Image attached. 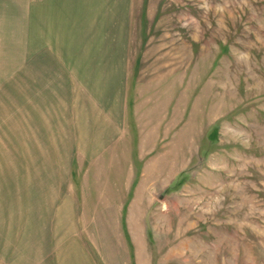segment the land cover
<instances>
[{
  "label": "rangeland",
  "instance_id": "1",
  "mask_svg": "<svg viewBox=\"0 0 264 264\" xmlns=\"http://www.w3.org/2000/svg\"><path fill=\"white\" fill-rule=\"evenodd\" d=\"M102 2L78 39L111 47L122 114L71 151L32 128L0 0V264H264V0Z\"/></svg>",
  "mask_w": 264,
  "mask_h": 264
},
{
  "label": "crops",
  "instance_id": "2",
  "mask_svg": "<svg viewBox=\"0 0 264 264\" xmlns=\"http://www.w3.org/2000/svg\"><path fill=\"white\" fill-rule=\"evenodd\" d=\"M102 1L25 0L21 6L24 79L30 97L36 91L44 107L34 105L31 110V115L35 111L32 128L48 122L49 112L53 123L44 127L68 136L71 151L105 147L117 137L122 114L111 47L79 44L78 39L90 37L93 27L87 22L94 17L92 6L96 3L101 9ZM83 86L85 92H76L75 87L83 90Z\"/></svg>",
  "mask_w": 264,
  "mask_h": 264
}]
</instances>
